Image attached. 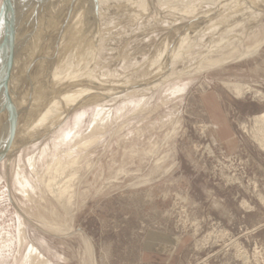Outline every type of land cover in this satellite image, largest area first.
<instances>
[{
    "label": "rangeland",
    "instance_id": "rangeland-1",
    "mask_svg": "<svg viewBox=\"0 0 264 264\" xmlns=\"http://www.w3.org/2000/svg\"><path fill=\"white\" fill-rule=\"evenodd\" d=\"M84 1L29 0L15 67L0 39L1 94L15 83L25 119L0 153V264H140L150 231L184 239L180 264H264V0H147L132 20ZM81 5L88 40L70 32L57 61Z\"/></svg>",
    "mask_w": 264,
    "mask_h": 264
},
{
    "label": "bare ground",
    "instance_id": "bare-ground-1",
    "mask_svg": "<svg viewBox=\"0 0 264 264\" xmlns=\"http://www.w3.org/2000/svg\"><path fill=\"white\" fill-rule=\"evenodd\" d=\"M37 1V0H36ZM57 2L56 3H59L60 1H62V0H56ZM72 1V0H71ZM80 1H82V0H80ZM87 1H90V0H87ZM86 1V2H87ZM94 1H96V2H94ZM162 1H164V0H162ZM186 0H180V5H178V6H175V2L173 3L172 1L170 2V0H165L164 2H163V5H165L166 6V8H170V7H172V9H174L175 8V10L177 11V12H179V13H181V12H183V11H185V13H183L184 15H188V14H193L194 12H197V10H198V8L199 7H192V6H188L187 8H183V7H185L184 5L182 6L181 5V3H184ZM191 1V0H190ZM205 1V0H204ZM204 1H202V2H204ZM210 1H212V2H216L217 4L218 3H221L222 1H225V0H209V2ZM229 1V0H228ZM227 1V2H228ZM70 2V1H69ZM73 2H75V1H73ZM85 1L82 3L84 6L87 4ZM93 2L94 3H96L97 4V8H98V10H99V12L98 13H100V15H101V17H103L106 13H108V11L110 10L111 11V8H112V6H114V5H116L117 7H118V11L120 12V14H121V12H122V16H124V17H127V19H130V17H131V20L132 19H134V18H132V17H134L135 15H137L136 13H137V11L136 10H138V9H140V10H143V11H146L147 10V0H93ZM113 2H114V4H113ZM226 2V3H227ZM230 2V1H229ZM233 2V1H232ZM38 3V2H37ZM43 3V2H42ZM178 3V4H179ZM191 3V2H190ZM31 4V3H30ZM33 4V3H32ZM36 4V3H35ZM61 4H63V3H61ZM76 4V3H75ZM74 4V5H75ZM150 4V3H149ZM172 4L174 5V6H172ZM177 4V3H176ZM187 4V3H186ZM199 4V3H198ZM213 4H215V3H213ZM216 4V5H217ZM229 4V3H228ZM228 4L226 5V6H228ZM231 4V3H230ZM233 4V3H232ZM37 5V4H36ZM52 5V4H51ZM60 5V4H59ZM83 5H81L82 6V8H81V10L83 9ZM220 5V4H219ZM17 6V5H16ZM33 6H34V4H33ZM56 6H58V4L56 5ZM61 6V5H60ZM64 6V5H63ZM70 6H72L71 4H70ZM81 6H79V7H81ZM225 5H224V3L223 4H221L220 5V8L222 9V7H224ZM31 7V6H30ZM37 7V6H36ZM47 7H50L49 5L47 6ZM53 7V9H51L52 11L54 10V11H56V13L58 14V13H60L59 14V17H60V15H61V8L59 7L58 9L55 7V3H54V5L52 6ZM66 7V6H65ZM68 7V6H67ZM72 7H74V6H72ZM75 7H76V5H75ZM79 7H77V8H79ZM85 7H87V5L85 6ZM116 7V8H117ZM229 7H232V6H229ZM19 8V7H18ZM51 8V7H50ZM76 8V9H77ZM165 8V7H164ZM190 8H191V10H190ZM49 9V8H48ZM47 9V10H48ZM61 9V10H60ZM68 9H69V7H68ZM68 9H67V11H68ZM88 9V8H87ZM162 9V8H161ZM184 9V10H183ZM218 9V8H217ZM220 9V10H221ZM38 10V9H37ZM50 10V9H49ZM75 10V8H73V11ZM229 10V9H228ZM45 11V10H44ZM51 11V12H52ZM78 11V10H77ZM80 11V10H79ZM216 11H218V10H216ZM222 11V10H221ZM86 9L84 8L82 11H80V13H78V14H76L75 16H74V18H73V22H71L70 24L68 23L67 24V26H65V24H64V27H65V30L64 29H62L63 31H61L62 33V36H61V42H60V47L59 48H61V52L62 53H60L59 52V54H60V56H59V54H58V58H57V55L55 54V56H56V58H57V61H73L74 60V58H75V52L73 51V52H71V53H67L66 54V52H64V48H65V46H67V44L69 43V39H70V37H68L69 36V33L70 32H72L73 33V31H75L76 32V30H78L79 32L78 33H80L79 35H80V37H82L83 38V40H88V38L86 37V36H88V35H86L87 33H85V37L84 36H81V35H83L84 34V28H82V24H85V23H83L84 22V20L87 18V16H89V15H87L86 14ZM220 12V11H219ZM28 13V12H27ZM31 13V12H30ZM222 13V12H221ZM223 13H224V11H223ZM44 14V13H43ZM141 14V13H140ZM213 14V13H212ZM225 14V13H224ZM29 15V14H28ZM39 15V14H38ZM42 15V14H41ZM87 15V16H86ZM116 15V14H115ZM180 15H182V14H180ZM66 16V15H65ZM95 16V15H94ZM139 16V15H138ZM202 16V15H201ZM209 16H211V15H209ZM113 17V16H112ZM129 17V18H128ZM31 18V17H30ZM111 18V17H110ZM136 18H138L137 16H136ZM183 18V17H182ZM67 19V18H66ZM126 19V20H127ZM199 19V18H198ZM26 20V19H25ZM28 20V19H27ZM34 20V19H33ZM136 20V19H135ZM150 20V19H149ZM67 21V20H66ZM114 21V20H113ZM56 22V21H55ZM70 22V21H69ZM131 22V21H130ZM184 22V21H183ZM199 22V21H198ZM26 23H27V21H26ZM58 23L59 22H57L56 23V26H58ZM103 23V22H102ZM105 24H106V22H104ZM55 25V23L53 24V26ZM28 26H29V24H28ZM56 26H54V27H56ZM89 26V25H88ZM107 26V25H106ZM40 27H42L41 25H40ZM81 27V28H80ZM99 27V26H98ZM50 28V27H49ZM91 28V27H90ZM60 29H61V26H60ZM83 31H82V30ZM50 30V29H49ZM58 30H59V28H58ZM88 29H87V27H86V30L85 31H87ZM109 31V30H108ZM18 32V31H17ZM31 32V31H30ZM33 32V31H32ZM59 32V31H58ZM88 32H90L91 33V31H89L88 30ZM39 33V32H38ZM19 34V33H18ZM41 34V33H40ZM43 35V34H42ZM73 35H75V34H73ZM78 35V36H79ZM227 34L226 33H223L222 34V36H221V38L224 40L225 38H227V36H226ZM76 36H77V33H76ZM90 36V35H89ZM42 37V36H41ZM72 37V36H71ZM38 38V37H37ZM97 38H99V37H97ZM24 39V38H23ZM42 39V38H41ZM58 39V38H57ZM74 39V38H73ZM90 39H91V37H90ZM186 39V37L184 38V39H182V40H180V41H177L178 43L177 44H182V42L184 41ZM5 40V39H4ZM70 40H72V39H70ZM94 40V39H93ZM36 41H38V39L36 40ZM226 41V40H225ZM264 41V40H263ZM32 42V41H31ZM78 43V42H77ZM87 43V42H86ZM91 43V42H90ZM70 44V43H69ZM74 44V43H73ZM8 45V44H7ZM78 45V44H77ZM101 45V44H100ZM41 46V45H40ZM74 46V45H73ZM174 46V45H173ZM75 47V46H74ZM78 47H79V45H78ZM78 47H75V48H78ZM166 47V46H165ZM170 47H172V46H170ZM107 48V47H106ZM70 49H72V48H70ZM166 49V48H165ZM164 49V50H165ZM167 49L169 50V48L167 47ZM166 51L167 52V54L169 53V51ZM26 51V50H25ZM9 52V51H8ZM164 52V51H163ZM163 52H161V54L163 53ZM32 53V52H31ZM1 54V53H0ZM5 54H7L6 52H5ZM161 54H160V56H161ZM164 54V53H163ZM8 55V54H7ZM7 55H6V57H7ZM5 56V55H4ZM9 56V55H8ZM251 56V55H250ZM54 57V56H53ZM167 57V59H169V56H166ZM163 58V57H162ZM10 59V58H9ZM153 59V58H152ZM167 59H165L164 61H166ZM0 62L2 63V67L0 68V77L1 76H3V74H4V71H5V68H4V62H5V60L4 59H1L0 58ZM7 60H8V58H7ZM2 61H4V62H2ZM136 61V60H135ZM156 61V60H155ZM168 61V60H167ZM217 61H219L217 64H219L220 62H222V60L220 61V60H217ZM6 64V63H5ZM214 64L215 63H213V64H211L212 66L210 67V68H216V67H219V65H215L214 66ZM41 67V66H40ZM200 68V67H199ZM209 68V67H208ZM7 69V68H6ZM43 69V68H42ZM39 70H40V68H39ZM54 71V70H53ZM55 71H56V69H55ZM38 72V71H37ZM41 72V71H40ZM60 71H57L56 73H59ZM6 73V72H5ZM39 73V72H38ZM43 74H44V71H43ZM42 74V75H43ZM45 75V74H44ZM44 75H43V77H44ZM37 76V75H36ZM46 76V75H45ZM42 77V78H43ZM4 78V77H3ZM2 78V79H3ZM41 78V79H42ZM1 79V80H2ZM40 79V78H39ZM46 80H47V77H46ZM45 80V81H46ZM44 80H43V83L45 82ZM12 82V81H11ZM41 82V81H40ZM47 82H49L50 84H51V87L52 86H54L57 90L59 89V87L56 85L57 83H55V81H53V80H48ZM11 84H13L12 85V87H11V91L9 92V94H6V96L4 95V97H3V95L1 94V89H0V101L1 100H4L5 99V101H4V107H2V109H1V106H0V120H2V117H4V118H16V119H10V121L8 122L9 124L10 123H14L15 122V124H16V126L14 127V129L15 130H13L12 128L13 127H11V125L12 124H10L9 126V128H11L12 130L10 131V129L8 128V126L6 125H4V126H2L1 124V126H0V137H2L1 138V141L3 142V148H2V150H1V148H0V153H5L6 154V156L9 158H11L12 157V153L13 152H15V151H17L18 150V148H19V142L17 143L16 142V144L12 141V139H14V137H16V136H14V137H12L13 135H15L16 133H17V131L16 130H18V132H19V130H20V125L22 126L23 125V121L22 122H20V120L19 119H21V120H25L24 118L22 119V115H23V113H19V109L18 108H20V106H17V104H18V98L17 99H14L13 97H14V95H15V89H16V86H15V83L13 82V83H11ZM42 84V83H41ZM42 86V85H41ZM46 86V85H45ZM49 86V85H48ZM228 88L230 87V89L231 90H233L235 93H236V95L238 96V97H243L244 95H246V94H248V93H250V91H249V89H245L244 88V86H242V85H240V84H233V85H229V86H227ZM0 88H1V86H0ZM9 91V90H8ZM43 91V90H42ZM6 93V92H5ZM8 93V92H7ZM35 93H37V92H35ZM34 93V94H35ZM45 93V92H44ZM2 95V96H1ZM42 96V95H41ZM40 96V97H41ZM45 96V95H44ZM36 97V96H35ZM38 97H39V95H38ZM43 97V96H42ZM36 99H38V98H35V100ZM35 100H33V101H35ZM36 101H40L39 99L38 100H36ZM22 102H23V100H22ZM52 102V101H51ZM82 102V101H81ZM80 102V103H81ZM79 103V104H80ZM32 104V103H31ZM54 104V103H53ZM32 106V105H31ZM30 106V107H31ZM29 107V106H28ZM27 107V108H28ZM70 107H71V105H70ZM72 108V107H71ZM71 108L67 111V112H63V114H64V117H65V115L67 114V113H69V111L71 110ZM31 109V108H30ZM32 110V109H31ZM28 111V110H27ZM3 112V113H2ZM15 112H18L19 114H22V115H20V116H22L21 118L19 117V115H17L16 116V114H15ZM22 112H24V111H22ZM15 114V115H14ZM28 114V113H27ZM35 114V113H34ZM14 115V116H13ZM255 131H254V136L256 137V138H258V140H259V145L262 147V149H264V114H262V115H260V116H257V117H255ZM27 126V125H26ZM25 128V127H24ZM34 128H32V129H30L28 132H32V133H34ZM24 133H27V130H25V132ZM38 132H36L34 135H35V137H39L40 135H39V133L37 134ZM33 135V136H34ZM9 137H11L10 139H9ZM23 137H25V136H23ZM23 137H21V138H23ZM34 137V138H35ZM8 139V140H7ZM7 140V141H6ZM25 140H26V138H25ZM31 139H28V140H26V142L25 143H28L29 141H30ZM5 142H8V143H5ZM24 143V144H25ZM2 144V143H1ZM5 145V146H4ZM14 154V153H13ZM14 156V155H13ZM2 159V158H1Z\"/></svg>",
    "mask_w": 264,
    "mask_h": 264
},
{
    "label": "crops",
    "instance_id": "crops-1",
    "mask_svg": "<svg viewBox=\"0 0 264 264\" xmlns=\"http://www.w3.org/2000/svg\"><path fill=\"white\" fill-rule=\"evenodd\" d=\"M184 244L181 237L150 231L140 245V264H180Z\"/></svg>",
    "mask_w": 264,
    "mask_h": 264
},
{
    "label": "water",
    "instance_id": "water-1",
    "mask_svg": "<svg viewBox=\"0 0 264 264\" xmlns=\"http://www.w3.org/2000/svg\"><path fill=\"white\" fill-rule=\"evenodd\" d=\"M15 0H5L0 13V39L5 36L3 44L8 43L11 51V61L13 67L16 66L17 61V47L15 43L16 26L19 20L22 18L24 12L27 9L29 0H22L21 5L15 11L13 10ZM2 42V40H1ZM14 72V71H13Z\"/></svg>",
    "mask_w": 264,
    "mask_h": 264
},
{
    "label": "clouds",
    "instance_id": "clouds-1",
    "mask_svg": "<svg viewBox=\"0 0 264 264\" xmlns=\"http://www.w3.org/2000/svg\"><path fill=\"white\" fill-rule=\"evenodd\" d=\"M26 71H27V69H26Z\"/></svg>",
    "mask_w": 264,
    "mask_h": 264
}]
</instances>
